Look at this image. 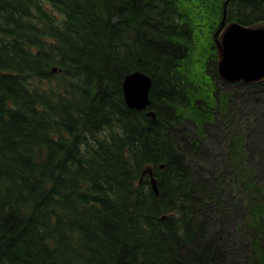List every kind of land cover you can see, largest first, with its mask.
<instances>
[{
    "label": "trees",
    "instance_id": "obj_1",
    "mask_svg": "<svg viewBox=\"0 0 264 264\" xmlns=\"http://www.w3.org/2000/svg\"><path fill=\"white\" fill-rule=\"evenodd\" d=\"M224 1L0 0V264H264V80L218 76Z\"/></svg>",
    "mask_w": 264,
    "mask_h": 264
},
{
    "label": "water",
    "instance_id": "obj_2",
    "mask_svg": "<svg viewBox=\"0 0 264 264\" xmlns=\"http://www.w3.org/2000/svg\"><path fill=\"white\" fill-rule=\"evenodd\" d=\"M228 1H224L223 17L214 33L218 76L227 83L261 82L264 80V20L249 25L237 21L226 22L225 7ZM151 83V77L140 70L124 76L122 91L129 108L146 110L150 104ZM146 114L155 115L151 110L146 111ZM145 173L150 175L152 187L156 191L152 169L146 168L142 175Z\"/></svg>",
    "mask_w": 264,
    "mask_h": 264
},
{
    "label": "rangeland",
    "instance_id": "obj_3",
    "mask_svg": "<svg viewBox=\"0 0 264 264\" xmlns=\"http://www.w3.org/2000/svg\"><path fill=\"white\" fill-rule=\"evenodd\" d=\"M239 95V94H238ZM243 99H244V102L245 101H247L248 103L247 104H251V102H253V101H251V99L245 94V96H243L242 97ZM237 102H238V104H241V106H243L244 107V103H242L243 101H242V99L238 96V98H237ZM253 103H255V102H253ZM254 105H256V103L254 104ZM262 147H264V143L262 142V141H260L259 143H257L256 144V147H255V149H254V151L253 152H257V150H262ZM258 153V152H257ZM259 154V153H258Z\"/></svg>",
    "mask_w": 264,
    "mask_h": 264
},
{
    "label": "bare ground",
    "instance_id": "obj_4",
    "mask_svg": "<svg viewBox=\"0 0 264 264\" xmlns=\"http://www.w3.org/2000/svg\"><path fill=\"white\" fill-rule=\"evenodd\" d=\"M123 92V91H122Z\"/></svg>",
    "mask_w": 264,
    "mask_h": 264
}]
</instances>
